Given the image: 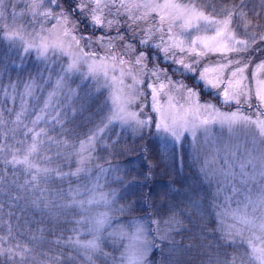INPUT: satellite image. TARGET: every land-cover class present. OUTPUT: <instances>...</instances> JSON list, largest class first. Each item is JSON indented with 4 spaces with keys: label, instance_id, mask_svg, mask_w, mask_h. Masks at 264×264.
Returning a JSON list of instances; mask_svg holds the SVG:
<instances>
[{
    "label": "snow or ice",
    "instance_id": "obj_1",
    "mask_svg": "<svg viewBox=\"0 0 264 264\" xmlns=\"http://www.w3.org/2000/svg\"><path fill=\"white\" fill-rule=\"evenodd\" d=\"M17 7V0H0V47L7 49L0 80L17 66V78L9 73L8 83H0V264H153L148 256L156 241H171L188 209L200 219L214 212L212 231L221 232L215 250L198 264H264V184L255 198L225 211L217 201L223 195L230 202L235 187L231 194L223 188L202 194L180 176L182 155L176 167L188 137L195 152L200 130L219 121L259 131L261 148L248 158L252 172H243V163L241 169L245 182L264 180V0H31L19 13ZM161 57L168 68L156 63ZM128 129L161 141L141 173V187L157 174L169 177L133 193L134 200L121 190L136 177L119 175L109 159L130 150L126 144L110 150ZM191 160L194 166L198 155ZM201 173L211 178L203 166ZM81 174L88 182L73 184ZM109 178L119 187L104 191ZM53 182L68 187L51 188ZM138 201L147 209H138ZM121 216L131 218L122 223ZM225 216L236 223L225 226ZM57 217L72 227L58 230ZM167 250L161 264H194L176 258L188 249L174 241Z\"/></svg>",
    "mask_w": 264,
    "mask_h": 264
},
{
    "label": "rangeland",
    "instance_id": "obj_2",
    "mask_svg": "<svg viewBox=\"0 0 264 264\" xmlns=\"http://www.w3.org/2000/svg\"><path fill=\"white\" fill-rule=\"evenodd\" d=\"M182 2H190V0H182ZM196 3H200L201 0H195ZM253 0H250V4ZM255 3H259V0H254ZM18 7L16 11L19 13L21 10L26 8V5L31 3V0H17ZM9 13H11V8H9ZM24 23H27V19L25 17H21ZM87 34V33H85ZM96 35H101V32H97ZM87 51V49H86ZM7 54V49L0 47V58H3ZM259 55V54H256ZM13 58H15L13 54ZM212 59H215L214 57ZM258 62L255 60L254 63ZM11 64V60H9ZM156 63L160 65L162 68H168V63L163 62L161 57L160 60H157ZM203 64H201V67ZM27 68H32L31 62H29L26 66ZM151 67V64H149ZM251 67L246 71V75L248 76V82L253 89V97L255 92V86L251 79ZM9 73L11 75L12 80L17 78V66L11 65L9 69ZM9 73L4 74L3 80H0V83L7 84L8 83V75ZM170 76L172 72L168 73ZM22 76L27 75V71L21 73ZM102 79V76H101ZM174 79H183V77L176 75ZM76 82L80 81L79 74H75ZM184 82L188 84L190 87H199L194 83V81L185 79ZM127 83H131L130 80ZM73 88H76V83L71 85ZM22 87V86H21ZM46 88L45 91L50 90ZM39 91V90H37ZM79 91V89H77ZM107 90H104V95L106 96ZM167 96H161V103L167 102ZM43 102V97L41 96V103ZM176 103L183 104L184 101L177 97ZM32 102L30 101V104ZM150 95H149V108H150ZM222 111H229L226 106L220 105ZM147 110V109H146ZM8 114L5 113V116ZM32 115H35L33 112ZM57 131L59 129L57 128ZM50 135L54 133L50 132ZM199 139L196 144V151L193 152V144L191 136L188 137V140L184 144V148L182 150L178 149V159L176 162V167L180 166L179 156H183V171L180 172V176L184 178V181L188 184L193 185L198 191L202 194H209L214 192L217 188H223L224 191L228 194L232 193L233 187L238 190L237 195L231 196V200L226 201L224 196L221 195L217 201L222 206V209L225 211L237 210L244 203H246L245 197L252 196L253 198L260 191V186L264 184V180H261L259 177L256 179H247L245 182V178L242 175L241 164L245 165L243 172L251 173L252 172V164L248 162L249 155L258 154L261 148V139L259 135V131L255 127H249L246 125L235 124L231 128L228 124L220 123L219 121H213L207 125V131L205 132L203 129L199 132ZM83 138V137H81ZM128 145V151L122 152L120 154H114L109 157L110 162L113 166H119L122 170L119 175L125 176L129 181L132 180V177H136V182L129 184L126 189L121 190V195H126L128 200H134L135 196L133 193H138L140 191H149L150 189H154L164 183H166L169 179L167 176L161 177L159 174L152 177L147 184L143 183V177L141 173L146 171V165L149 160L160 150L161 141L157 137L152 136H133L131 129H128L124 134V139L121 141V145L117 146V149H110L114 153L123 145ZM106 153H100L97 151L96 155H105ZM193 155H198V162L193 166L191 157ZM96 163L104 164V160H97ZM204 167L210 179H205L204 174L201 173V167ZM76 167L75 163L72 164V168ZM67 171L68 168L65 167L63 169ZM159 173V170H157ZM96 169L93 168L91 172V176L95 177ZM23 177L21 176V180ZM89 180V176L87 174H81L79 181L76 178H72L71 182L73 184L76 183H87ZM101 183H104L103 179ZM51 188H67L68 184L65 182L64 184H60L59 182H53L50 185ZM119 185L112 183L109 178V182L105 185L104 191H107L110 188H118ZM175 187L180 188L181 185L177 184ZM98 189L97 191H99ZM176 199H180L179 195H176ZM124 201H121L123 203ZM23 203V202H22ZM136 207L147 209V206L143 204L142 201H138ZM18 210V209H17ZM97 210L103 211V205L98 206ZM36 216H39V213H33ZM133 215L139 216L140 212L134 213ZM131 217L121 216L119 217L120 222L126 223L128 219ZM15 219V218H13ZM63 217H57L53 221L55 226L59 230L70 229L72 227L71 224L64 223ZM180 219L183 220V228H176L171 233V241H164L163 244L159 240L156 241L158 247L154 248L149 253V260L153 262V264H161V262L168 258V250L167 246L169 243L174 241L177 245H180L182 248L188 249V252L184 255L177 254L176 258L181 262L192 260L194 264H198V262L202 259L206 260L207 257L215 250L216 241L218 237L221 235L220 231H212V229L216 228L217 219L215 213L208 217L207 219H200L199 216L195 213L194 210L188 209L186 212L182 213ZM211 221L209 223L208 221ZM236 223L231 216L224 217L225 226L228 224ZM49 227L52 226V223H49ZM163 226V225H162ZM30 227L36 228L38 225L35 223L31 224ZM59 234V231L57 232ZM47 235V234H46ZM65 237L68 235H72V233L65 231L63 233ZM51 238V237H49ZM82 238H87V234H84ZM259 243V241H255ZM209 245L211 247L201 248L200 245ZM243 247L247 248V245L244 244ZM161 249H164L162 254ZM106 251H111V248H106ZM231 252V249H228Z\"/></svg>",
    "mask_w": 264,
    "mask_h": 264
}]
</instances>
